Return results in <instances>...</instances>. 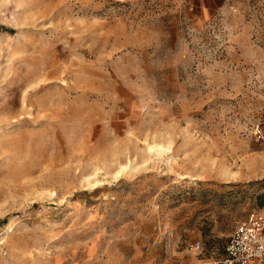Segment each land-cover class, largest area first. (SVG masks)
Returning a JSON list of instances; mask_svg holds the SVG:
<instances>
[{
	"label": "rangeland",
	"instance_id": "rangeland-1",
	"mask_svg": "<svg viewBox=\"0 0 264 264\" xmlns=\"http://www.w3.org/2000/svg\"><path fill=\"white\" fill-rule=\"evenodd\" d=\"M262 210L264 0H0V264H203Z\"/></svg>",
	"mask_w": 264,
	"mask_h": 264
},
{
	"label": "built area",
	"instance_id": "built-area-1",
	"mask_svg": "<svg viewBox=\"0 0 264 264\" xmlns=\"http://www.w3.org/2000/svg\"><path fill=\"white\" fill-rule=\"evenodd\" d=\"M192 250L202 251L203 243L195 242ZM203 264H264V210L237 224L222 258Z\"/></svg>",
	"mask_w": 264,
	"mask_h": 264
}]
</instances>
